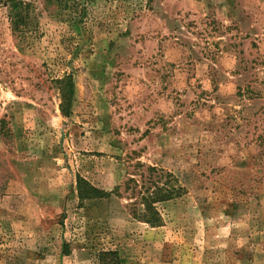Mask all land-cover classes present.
I'll use <instances>...</instances> for the list:
<instances>
[{"label": "rangeland", "instance_id": "rangeland-1", "mask_svg": "<svg viewBox=\"0 0 264 264\" xmlns=\"http://www.w3.org/2000/svg\"><path fill=\"white\" fill-rule=\"evenodd\" d=\"M19 3L0 10V264H264V0ZM77 177L107 195L79 200Z\"/></svg>", "mask_w": 264, "mask_h": 264}, {"label": "trees", "instance_id": "trees-1", "mask_svg": "<svg viewBox=\"0 0 264 264\" xmlns=\"http://www.w3.org/2000/svg\"><path fill=\"white\" fill-rule=\"evenodd\" d=\"M12 10L19 11L21 3L19 2H12L10 6ZM59 82V89L61 92V103H60V111L63 114H68L69 109L72 102V96H73V80L71 75H66L60 80ZM76 192H77V198L81 201L84 200H90L95 199L99 197H104L107 195L106 192H103L94 186L90 185L88 182H86L84 179H81L80 177L76 178ZM171 192L164 190L163 188L159 186H155L152 193H150L149 196H146L142 199V203L144 206V210L148 211L151 215V213H154V206L153 204L158 201H165L170 199ZM153 215V214H152ZM157 218H153L149 216L145 219V222L150 223L152 225H156L158 223ZM98 259L100 264H121L118 254L115 251L107 250V251H100L98 253Z\"/></svg>", "mask_w": 264, "mask_h": 264}, {"label": "built area", "instance_id": "built-area-1", "mask_svg": "<svg viewBox=\"0 0 264 264\" xmlns=\"http://www.w3.org/2000/svg\"><path fill=\"white\" fill-rule=\"evenodd\" d=\"M19 1H26V0H0V10H3L5 12L7 7H9L12 2H19Z\"/></svg>", "mask_w": 264, "mask_h": 264}]
</instances>
